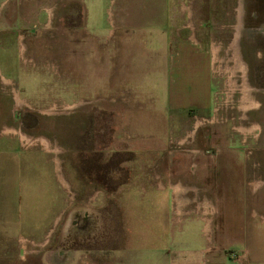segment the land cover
Instances as JSON below:
<instances>
[{
  "label": "rangeland",
  "instance_id": "374dc122",
  "mask_svg": "<svg viewBox=\"0 0 264 264\" xmlns=\"http://www.w3.org/2000/svg\"><path fill=\"white\" fill-rule=\"evenodd\" d=\"M188 1L191 2L186 0ZM218 2L222 7L221 16L219 14L215 19L226 20V28L221 35L213 36L207 41L213 42V50H239L240 41H236L238 33L233 28L236 25L238 12L235 9L239 0L238 3L237 0ZM113 4L114 0H99L98 21L90 23L76 14L64 15L63 11L67 6L82 8L78 0H0V214H8L15 222L21 217L19 227L27 224L30 209L39 213L40 209H44L45 216L54 215V203L63 194L43 164L39 170L45 171L48 191L54 197L48 199L47 194L40 197L38 194L43 193V190L37 192L34 188L33 198L28 200L25 195L21 202L18 199L23 192L24 180L29 179V176L26 177L28 167L22 164L30 158L28 153L33 152L31 149L42 150L41 144L45 145L43 150L47 151L48 156L54 157L56 161L62 160L66 179L71 182L73 180L74 183L71 190L80 193L73 203H77L78 199L81 203L77 205L82 207L76 213L65 216L68 221L62 220L52 231L46 232L37 241L38 244L42 243L40 246L29 245L25 237L30 238L29 241L37 240L41 232L20 229L8 233L0 230V264H49L51 260H48L47 253L56 251L49 256L58 255L66 248L84 249L85 255L91 250L93 252L94 240L98 239L102 243L111 234L106 212L108 192L125 179V162L139 158L144 152H150L147 145L141 148L144 152H140V147L138 152L127 151V142L120 138L122 134L119 133L129 124L141 133L147 130L153 132L155 125L151 123L157 119L158 128L153 132L154 138L150 141L156 142L158 146L150 152L151 155L162 159L163 165L171 164L172 160L177 163L183 161L182 173H185L188 181L208 192L214 208L210 221H198L195 214L178 215L173 207H169L167 197L156 211L151 198L154 187L150 181H146L144 191H140L143 212L134 217L135 229L127 238L121 229L116 232L117 243L129 246L133 244V254L130 252L132 264H148L144 260L150 258L149 253L163 254V242L169 244L173 238L180 242L188 241L193 248L202 243L218 245L220 250L205 255L210 259V264H221V261L222 264H234L231 258L239 261L244 249L252 255L264 258V220L259 214L264 213L263 152L250 155L247 159L243 147L231 140L225 143L214 142L213 150L215 149L217 158L211 162L210 173L202 176V167L195 170L196 174L191 173L188 167L190 154L179 151L178 148L175 150L181 122L185 119L169 117L167 113H159L153 119L148 115L152 113L149 112L152 105L163 106L161 93L156 103L144 102V111L137 113L135 119L130 117L129 112L131 108H138L142 104L133 102L130 108V104L120 100L112 104V107L108 103L92 102L91 98L94 96H108L107 83L115 81L121 84L120 87H127L136 82V85L142 86L141 89H149L154 80V66L145 64V56L140 60L145 68H127L122 76H115L113 63L109 64L113 61L115 52L116 56L124 54L123 48H127L126 52L131 56L134 50L144 49L150 56L160 50H176L174 45L169 49L166 40H158L159 38L124 39L118 30L113 35V24L107 19L108 11L115 8ZM215 24L214 22L213 25ZM245 36L247 38L243 42L251 50H264V32L245 31ZM161 41L164 42L163 45ZM135 56L139 58V52L132 55L133 58ZM221 89L227 95V98L224 96V104L229 106V102L235 100L234 76L229 81L226 79V84ZM121 94L119 92L117 96ZM79 97L85 100L77 99ZM61 105L73 108L67 110ZM227 110L228 113L223 115V123L231 120V109ZM233 117L235 118L234 115ZM203 118H198V127L205 125L202 123ZM210 128L213 127L208 129ZM26 141H33L32 143L38 145L30 147L31 143L25 144ZM139 142L142 144L149 141L141 136ZM170 142H174V145ZM15 143H22L25 147L20 144V148L9 150L8 145ZM226 146L236 149L235 155H231ZM169 149L175 151L169 153ZM33 154H37L34 156L35 162L45 159L39 151ZM257 156L262 158L263 165L257 169L260 184L257 189H252L250 181L255 174L249 175L246 170L251 169L249 158ZM200 159L199 156L197 161ZM177 173L178 171L173 175L174 180L178 178ZM76 179L84 183H77ZM43 186L46 187V184ZM96 191H101L97 204L102 214L93 215L91 195ZM29 203L34 208L29 207ZM45 203L53 205L44 207ZM206 204L210 205L208 202ZM254 210L259 212L255 213ZM118 225L116 224L117 227ZM7 234L14 240L21 235L19 239L22 244L10 241ZM24 240L26 241L23 243ZM128 253L125 252L123 257L127 258Z\"/></svg>",
  "mask_w": 264,
  "mask_h": 264
},
{
  "label": "crops",
  "instance_id": "0c3cea01",
  "mask_svg": "<svg viewBox=\"0 0 264 264\" xmlns=\"http://www.w3.org/2000/svg\"><path fill=\"white\" fill-rule=\"evenodd\" d=\"M78 1L82 4V10L79 7L74 9V7L67 6L63 11L64 15L73 16V14H76L81 16L85 22H97L100 12L99 0ZM219 4L218 0L214 2L212 0H199L198 2L197 0H191V2H186V0H114L113 5L115 8L109 10L107 16L114 27V30H111L113 35L118 30L124 39L159 38L158 40H166L169 49L174 45L176 50H160L157 54L151 53L150 56H148V51L144 49L134 50L131 56L126 52L127 48H123L125 55L116 56L115 52L111 63L108 62L110 57L107 59V63H113L115 76H122L127 68H145L143 62H140L142 56H145L143 59L145 64H151L150 67L154 66V80L151 82L149 89H141L142 86L136 85V82H132L131 86L120 87L121 84L118 82L110 81L111 83H107L108 96L98 95L91 98L92 102L98 104L108 103L110 107L119 100L130 104V108L133 102L142 104L138 108H131L129 112L130 117L133 116L135 119L134 116L137 113L144 111V102L156 103L160 99L161 93L164 100H162L163 106L152 105L149 110L152 113L148 115L153 119L159 113L162 115L167 113L166 115L169 117L175 116L185 119L184 122H181L182 127L176 140L175 150L178 148L179 151L189 153L191 161L188 167L191 173L196 174L195 170L202 167V176L210 173L211 162L213 163V160L217 158L216 151L213 150L214 142L225 143L231 140L243 147L244 156L247 159L257 152L264 153V50H251L249 45L243 42L247 38L245 31L258 30L264 32V0H251V2L239 0L235 9L238 12L235 19L236 25H233L238 33L236 41H240L239 50H213L215 45L213 46V42L207 41L213 36L221 35L226 28V20H220V22L215 19L219 14L221 16L222 7ZM76 5L78 6V4ZM214 22L215 25H213ZM162 41L161 45L164 43ZM138 52L140 57L135 56L133 58L132 55ZM231 76L235 78L236 90L235 108L229 113L233 114L235 118L225 123H215L209 126L205 124L198 127V118L209 117L214 114L216 93L221 90L222 86H225L226 79L227 81L231 80ZM119 92H122V94L117 96ZM77 99L85 100L82 97ZM219 113L227 114L228 110L224 109ZM154 121L151 123L155 125L153 132L157 130L159 124L158 119ZM210 126L213 128L208 129ZM126 127L128 129L123 128L119 134H122L120 138L127 142L125 144L129 148L126 149L127 151H137L140 147V152H144L141 148L145 145L148 146L150 152L157 148V143L150 141L154 138L152 131L147 130L141 133L131 127L130 124ZM141 136L149 142L141 144L139 142ZM172 144L174 145V142ZM37 145L32 144L30 147ZM14 147L20 148L21 146L17 143L8 145L9 150H13ZM40 147L42 150L31 149L33 152L28 153L30 158L22 164L28 167L26 177L29 176V179L24 180L23 192L19 194L18 199L21 202L25 195L28 200L33 198L35 192H32V190L34 188L37 192L43 190V193L38 194L40 197H45L46 194L48 199L54 197L53 194L50 196L48 191L45 171L39 170V167L43 164L54 178V182L60 186L63 194V196L60 194L59 201L54 203L56 205V210L53 211L55 212L54 215L45 216L46 210L44 209H40L43 213L30 209L26 220L27 224L19 227L21 217L15 222V219L12 220V217H9L8 214H0V230H3V232L10 233L12 230L20 229L29 232H41L40 238L33 241H29L30 238L23 236L28 239L27 243L33 246H40L42 243L38 244L37 241L45 236L46 232L52 231L62 220L68 221L65 216L72 215L82 208L81 205H77L81 203L78 199L77 203H73L80 193L71 190L74 183L73 180L71 182L66 179L62 168V160L56 161L54 157L48 156L47 151L43 150L45 145L41 144ZM160 148L162 149V147ZM175 150L170 151L169 149L168 152L173 153ZM223 150L225 149L223 148ZM226 150L231 155L236 153V149L233 150L230 146H226ZM27 151H30V149ZM35 151L41 152L45 159L35 162L34 156L37 155L33 154ZM150 152H144L141 155L139 153V158L127 160L124 164L126 168L125 179L115 189L108 192L106 212L108 224L111 228V234L108 238L102 243L98 239L94 240L95 250L93 252L91 250L86 255L84 249L79 248H66L61 250L58 255L49 256L56 252L51 251L47 253L48 260H51L49 264H132V258L130 257H132L133 244L129 246V244L117 243L116 232L121 229L124 232V237L127 238L135 229L136 226H133V221H136V219L134 217L143 212L140 191H144L146 181H150L152 187H154L151 198L156 211H158L157 207L161 206L163 200L168 197L169 207H173L178 215L195 214V219L198 221L204 219L210 221V215L214 208L211 204V197L204 188H200L187 180L184 176L185 173H182L181 170L183 161L177 163V161L172 160L171 164L163 165L162 159H159L157 155H151ZM199 156L201 159L197 161ZM249 159L251 169L249 171L248 168L246 173H250L249 175L255 174L250 182L252 183V189H257L260 184L257 169L263 165V160L259 156ZM176 171L179 175L174 180L173 175ZM44 177H46V182ZM76 180L77 183H84L82 180ZM35 183L37 184L35 185ZM43 184H46L47 189ZM19 185H22V183L19 182ZM100 192L96 191L91 195V197L93 196V215L101 213L97 204L99 203ZM91 197L87 196V198ZM204 201L210 205L203 206L202 202ZM50 205L53 204L45 203L44 207ZM96 205L98 206L97 210L95 209ZM190 205L192 207L188 208ZM28 206L34 208L32 203H29ZM254 212L259 211L254 210ZM19 214H22V212H19ZM259 214L264 220V213L259 212ZM116 224H119L121 228H118L119 225L117 227ZM7 235L10 241L22 244L19 239L22 237L21 235L15 240L9 234ZM171 241L169 244L163 242L165 245H161L164 250L163 254L160 255L159 252H157L158 254L149 253L151 259L146 258L144 261L148 264H176L175 262L210 264V259L205 255L214 250H220L219 246L213 243L209 245H203L202 243L193 248L188 241L180 242L174 240V238ZM25 244L23 247H25ZM125 252H129L127 258L123 257ZM240 257L239 261L234 258H231V260L234 264H264V258L252 255L247 249H244L243 255H240Z\"/></svg>",
  "mask_w": 264,
  "mask_h": 264
},
{
  "label": "built area",
  "instance_id": "2783aa9c",
  "mask_svg": "<svg viewBox=\"0 0 264 264\" xmlns=\"http://www.w3.org/2000/svg\"><path fill=\"white\" fill-rule=\"evenodd\" d=\"M224 96H226L225 98H227L226 93L222 89L219 90V92L216 93V96H215L214 114H212L211 116H209L207 118H203V121H202L203 124H207V123H209V124H212V123H223V121H224V116L223 115L224 114L223 113H219V112L221 110H224V109L227 110L229 108V109L232 110V109L235 108V100H234V102L233 101L232 102H229L230 105L229 106H226V104H224V103H226V102H224ZM63 103H65V102H63ZM61 106H62L63 109L65 108L67 110L69 108H73V106L71 107V106H68V105L66 107H64L63 105H61ZM230 119L231 120L234 119V117H233L232 114L230 115ZM32 142L33 141H31V142L26 141L25 144L31 143L29 145V146H31L32 144H34ZM20 144H21L22 147H25V145H23L22 143H20ZM240 258L241 257H239V260H240Z\"/></svg>",
  "mask_w": 264,
  "mask_h": 264
},
{
  "label": "flooded vegetation",
  "instance_id": "af4514ba",
  "mask_svg": "<svg viewBox=\"0 0 264 264\" xmlns=\"http://www.w3.org/2000/svg\"><path fill=\"white\" fill-rule=\"evenodd\" d=\"M237 36H238V35H237ZM237 36H236V37H237ZM195 121H196V120H195ZM207 124H209V123H207ZM202 204L205 205V206L207 205V204H206V201L202 202Z\"/></svg>",
  "mask_w": 264,
  "mask_h": 264
}]
</instances>
